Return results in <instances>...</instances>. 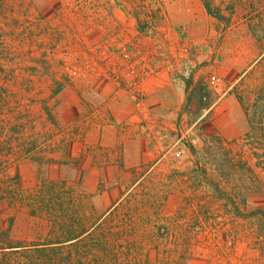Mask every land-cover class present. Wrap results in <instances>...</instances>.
<instances>
[{
	"label": "rangeland",
	"instance_id": "rangeland-1",
	"mask_svg": "<svg viewBox=\"0 0 264 264\" xmlns=\"http://www.w3.org/2000/svg\"><path fill=\"white\" fill-rule=\"evenodd\" d=\"M210 1L223 19L203 0H0V264H44L35 245L83 228L62 259L264 264V172L243 139L264 0Z\"/></svg>",
	"mask_w": 264,
	"mask_h": 264
},
{
	"label": "trees",
	"instance_id": "trees-1",
	"mask_svg": "<svg viewBox=\"0 0 264 264\" xmlns=\"http://www.w3.org/2000/svg\"><path fill=\"white\" fill-rule=\"evenodd\" d=\"M203 4L205 9L211 16L217 17L218 19H223L220 10L214 8L210 0H203ZM136 17L138 18L140 23L141 21L139 16L136 15ZM1 43L2 42L0 38V45ZM258 94L259 96H257V98L254 99L251 104H246L245 106V101L243 100L245 106V115L248 123V130L244 134L243 139L250 142L249 146L253 148L251 156L255 160V166L257 168L262 169V171L264 172V90H259ZM200 99H206V96H203L201 94ZM240 100L241 97H239V101ZM190 103L191 99L190 96L187 94L184 107L189 106ZM202 107L208 108L209 106H207L206 102H202ZM254 143L263 145L253 146ZM191 149L194 150V147L191 146ZM249 168L253 173L257 175V172L254 169L255 167H252V165H250ZM255 213L264 215V210L259 209ZM89 232L90 229L83 228L77 233H70L66 238H59L57 241H48L43 242L41 244H37L35 245L36 251L41 254L40 259L41 261H44V264H73L70 256H68L66 259L61 258L62 255L65 254L62 249L69 248V246H63H65L67 243L70 245H74L75 243H78V241L84 240V238L87 234H89ZM89 251H92V249H90ZM84 260L85 258H80V262H83ZM99 261L100 259L97 262Z\"/></svg>",
	"mask_w": 264,
	"mask_h": 264
},
{
	"label": "crops",
	"instance_id": "crops-1",
	"mask_svg": "<svg viewBox=\"0 0 264 264\" xmlns=\"http://www.w3.org/2000/svg\"><path fill=\"white\" fill-rule=\"evenodd\" d=\"M174 87V89H172V88H165L164 89V93L165 94H168V93H172L173 91L172 90H178V91H176L177 93H178V96H180L179 97V100H178V104H177V106H176V108L175 109H177L178 111L179 110H182V108H183V105H184V103H185V93L183 94L182 93V88L180 87V86H173ZM153 89L154 90H160V89H158V84H154V86H153ZM156 93V92H155ZM156 94H159L160 95V97L159 98H157V100L156 101H154V102H156V106H155V111H159V110H162V107L160 106V105H162V103L160 102V99H161V97H162V93H161V91L160 92H158V93H156ZM167 97V96H166ZM166 99V98H165ZM121 105H123V103H121V102H119V101H116L114 104H113V107H115V109H111V111L114 113V115H115V117H119L121 114H122V110L123 109H121L122 107H121ZM170 123V125H171V122H169ZM110 127H114V129L111 131L110 130V136L109 135H106L104 132H106L105 131V127H103V145H105V146H110V147H113V148H115L116 146H119V145H121V143H122V140H121V138L119 137V135H121L122 133H123V128H119V130H117V128L118 127H120V126H118L117 125V123H115V124H111L110 125ZM109 131V130H108ZM125 146H126V144H125ZM124 146V147H125ZM125 149V151L128 153L129 151H128V148L126 147V148H124ZM143 151H144V149H143ZM128 156V155H127ZM98 174H101V172H98V171H96ZM102 173H103V171H102ZM105 175V174H104Z\"/></svg>",
	"mask_w": 264,
	"mask_h": 264
}]
</instances>
